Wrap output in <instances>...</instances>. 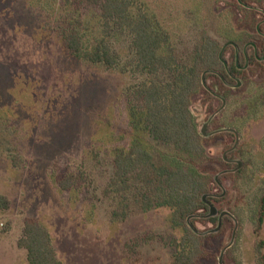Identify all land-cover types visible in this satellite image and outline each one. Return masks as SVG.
<instances>
[{
	"label": "rangeland",
	"instance_id": "374dc122",
	"mask_svg": "<svg viewBox=\"0 0 264 264\" xmlns=\"http://www.w3.org/2000/svg\"><path fill=\"white\" fill-rule=\"evenodd\" d=\"M236 1L133 0L132 13L141 9L166 40L165 50L173 48L182 62L208 35L224 47L228 67L234 52L226 38H233L228 41L233 44L254 35L251 18L243 16ZM252 5L260 29L264 5ZM74 29L85 53L105 45L113 64L70 56L62 40ZM131 40L114 22L106 25L97 0H0V197L5 202L0 209V264H26V252L17 242L27 219L37 220L49 233L64 264L172 263L180 232L171 229V212L160 208L142 213L133 191L129 217L113 222L114 202L104 195L115 154L131 145L130 94L151 80L137 70ZM255 49L260 65L247 60L239 86L229 84L223 90L210 77L202 85L212 96L201 91L189 106L204 138V158L192 163L193 168L208 179L210 204L232 217L208 239L207 257L200 264H218L235 228L223 264H257L255 247L264 243V223L257 231L252 219L264 192V45ZM235 54L239 62L237 49ZM232 131L239 143L229 153L236 140ZM152 145L157 164L162 155L175 153L171 146ZM226 156L230 166L222 163ZM173 161L185 163L177 157ZM237 162L238 170H244L240 176L234 171ZM67 177L75 187L62 191L56 181ZM200 219L192 232L208 236L215 227Z\"/></svg>",
	"mask_w": 264,
	"mask_h": 264
},
{
	"label": "trees",
	"instance_id": "16d2710c",
	"mask_svg": "<svg viewBox=\"0 0 264 264\" xmlns=\"http://www.w3.org/2000/svg\"><path fill=\"white\" fill-rule=\"evenodd\" d=\"M240 2L241 4L239 0L236 1V7L244 12L243 16L251 18L254 35L234 41L233 46L228 42L233 38H226V46L234 52V61L225 67L224 47L208 35L202 36L188 60L182 62L173 48L165 50V46L168 47L166 40L153 29L151 20L141 9L138 8L136 14L132 13L133 0H97L100 17L106 25L114 22L118 28L130 33L136 68L141 74L151 78L131 92L127 103L132 141L129 150H119L112 161L113 177L104 191L105 197L114 202L115 209L110 213V218L113 222H124L129 217V195L133 191L142 213L160 208L168 209L171 212V229L180 232L171 264H200L207 257L206 244L214 233L208 236L194 234L189 224L195 227L197 217L212 224L215 228L211 231L218 226V217H207V203L213 201L209 197L208 179L192 165L204 158L201 146L204 138L197 133L189 106L201 91L206 96H212L202 85L203 76L205 81L210 77L215 78V85L227 90V85H237L245 74L242 68L246 66L247 60L250 64L260 65L259 58L262 57L256 56L255 48L260 44L264 45V24L260 29L257 27L261 23L258 13L249 6H263L264 0ZM62 45L76 59L113 64L111 51L105 45L98 48L97 52L85 53L76 29L63 36ZM236 49L242 56L239 62L236 59ZM248 51L251 53L246 59ZM162 76L164 78L159 80ZM215 87H211L212 93L215 92ZM143 134L147 141L143 139ZM153 142L171 146L175 148V153L173 156L162 155V163L157 164ZM166 156L171 157V160ZM173 157L181 158L185 163L175 164ZM227 158L228 156L223 157L222 163L230 166L231 163L225 161ZM243 172L244 170H237L235 175L240 176ZM215 184L217 185L216 182ZM56 185L62 191L75 187L69 177L56 181ZM205 195H209L205 200L207 203L202 201ZM4 208V199L0 197V209ZM222 219L221 231L225 222H230L227 217ZM252 219L259 231L264 223V192L255 205ZM17 246L26 252L27 264H64L54 250L49 233L37 220L24 221L23 237L18 240ZM255 254L257 264H264L262 241L256 245Z\"/></svg>",
	"mask_w": 264,
	"mask_h": 264
},
{
	"label": "water",
	"instance_id": "95a60500",
	"mask_svg": "<svg viewBox=\"0 0 264 264\" xmlns=\"http://www.w3.org/2000/svg\"><path fill=\"white\" fill-rule=\"evenodd\" d=\"M231 45L233 46V44H231ZM223 50H224V49H223ZM222 54H223V51L220 53V59H222ZM223 64L225 65V67H227V63H226L225 61H223ZM246 66H247V65H246ZM202 81H203V84H204V76H203V78H202ZM239 85H240V82L238 81L237 86H239ZM224 104H225V102L223 101V106H224ZM206 128H207V124L204 125V127H203L202 130H201V135L204 136V137L208 136V135L205 134V129H206ZM232 132L235 134L236 140H235V144H234L233 148L231 149V151L234 150V149L237 147L238 143H239V137H238V135H237L234 131H232ZM237 165H238V168H237L236 170H234V171H237V170L240 168L241 163H240V162H237ZM234 171H230V172H234ZM227 172H229V171H225L223 174H225V173H227ZM216 183H217V185H218L220 188H222V185H221V183H220L219 180L216 179ZM223 194H224V193H223ZM207 196H208V195H205V196L202 197V201H203L204 203H207V202H205ZM207 205H208V207H209V214L207 215V217H208V218H213V217L218 216V226H217V228H216L215 230H213V231H210V233H217V232L219 231L220 227H221V221H222V218H223V217H230V218H232V217H231V215H230L229 213H227V212H222V213L219 214L218 211H217V209H216L212 204L207 203ZM189 228H190L193 232H196L195 229H194V227H192L190 224H189ZM235 230H236V228H235ZM235 230H234V232H233V235H232V239H231L230 244H229V245H228V246H227V247L221 252L220 257H219V259H218V264H223V256H224V252H225V251H226V250L232 245V243H233V241H234V238H235Z\"/></svg>",
	"mask_w": 264,
	"mask_h": 264
},
{
	"label": "flooded vegetation",
	"instance_id": "af4514ba",
	"mask_svg": "<svg viewBox=\"0 0 264 264\" xmlns=\"http://www.w3.org/2000/svg\"><path fill=\"white\" fill-rule=\"evenodd\" d=\"M244 70V68H242ZM229 164H230V161H229ZM232 164V163H231Z\"/></svg>",
	"mask_w": 264,
	"mask_h": 264
},
{
	"label": "crops",
	"instance_id": "0c3cea01",
	"mask_svg": "<svg viewBox=\"0 0 264 264\" xmlns=\"http://www.w3.org/2000/svg\"><path fill=\"white\" fill-rule=\"evenodd\" d=\"M26 264H27V259H26Z\"/></svg>",
	"mask_w": 264,
	"mask_h": 264
}]
</instances>
